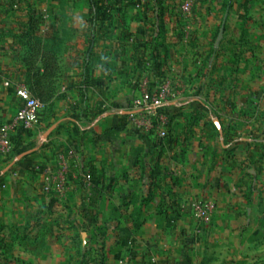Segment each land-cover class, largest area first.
Segmentation results:
<instances>
[{"label": "crops", "instance_id": "0c3cea01", "mask_svg": "<svg viewBox=\"0 0 264 264\" xmlns=\"http://www.w3.org/2000/svg\"><path fill=\"white\" fill-rule=\"evenodd\" d=\"M112 40L86 38L89 49L70 55L54 100L67 106L39 126L55 125L47 147L14 163L25 141L13 135L0 155V264H264V115L258 122L253 104L264 102V63L255 69L254 46L233 67L226 126L189 98L156 115L130 111L144 92L177 83L162 52L130 58ZM11 54L0 47V123L20 103ZM200 202L213 204L206 221L192 218Z\"/></svg>", "mask_w": 264, "mask_h": 264}, {"label": "rangeland", "instance_id": "374dc122", "mask_svg": "<svg viewBox=\"0 0 264 264\" xmlns=\"http://www.w3.org/2000/svg\"><path fill=\"white\" fill-rule=\"evenodd\" d=\"M86 38L99 47L113 38L114 46L119 42L130 58L162 52L170 63L165 61L170 81L177 83L170 84V102L199 100L210 124L220 115V124L229 126L230 79L240 73L233 67L245 63L250 45L255 69L264 63V0H0V47L12 53V89L25 88L42 104L38 122L14 133L25 141L13 143L14 163L47 147L43 141L48 137L43 140L39 126H46L50 115L60 114L67 104L54 100L69 80L70 55L89 49ZM82 40L85 47L80 49ZM44 64L49 68L46 80ZM253 104L262 123L264 102ZM9 106L15 112L16 101ZM14 115L0 124H8ZM27 151L32 152L16 160Z\"/></svg>", "mask_w": 264, "mask_h": 264}, {"label": "built area", "instance_id": "2783aa9c", "mask_svg": "<svg viewBox=\"0 0 264 264\" xmlns=\"http://www.w3.org/2000/svg\"><path fill=\"white\" fill-rule=\"evenodd\" d=\"M16 95L20 101L19 106L12 120L8 124H0V155H3L12 148L13 135L15 131H26L31 129L39 120L42 104L32 96L25 88L16 89ZM174 93L169 84H164L153 91H146L140 97L132 100L130 111H148L156 115L158 110L172 100ZM138 123L137 127H142ZM164 134L162 133L161 136ZM90 179V176H86ZM213 211V204L200 202L192 205V218L196 221H206Z\"/></svg>", "mask_w": 264, "mask_h": 264}, {"label": "water", "instance_id": "95a60500", "mask_svg": "<svg viewBox=\"0 0 264 264\" xmlns=\"http://www.w3.org/2000/svg\"><path fill=\"white\" fill-rule=\"evenodd\" d=\"M54 129H55V125L51 126V127H50V128H49V129L43 134V136H42L43 140H45V139L49 136V134H50ZM31 152H32V151H27V152H25V153H22V154L18 155L17 158H16V160H20L22 157H24V156L30 154Z\"/></svg>", "mask_w": 264, "mask_h": 264}, {"label": "trees", "instance_id": "16d2710c", "mask_svg": "<svg viewBox=\"0 0 264 264\" xmlns=\"http://www.w3.org/2000/svg\"><path fill=\"white\" fill-rule=\"evenodd\" d=\"M43 68H44V71H45V76H43V77H44V80H46V76H48L49 68H48V66L46 64H44ZM46 72H47V74H46Z\"/></svg>", "mask_w": 264, "mask_h": 264}]
</instances>
